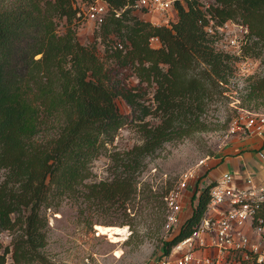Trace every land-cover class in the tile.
I'll list each match as a JSON object with an SVG mask.
<instances>
[{"label": "trees", "instance_id": "trees-1", "mask_svg": "<svg viewBox=\"0 0 264 264\" xmlns=\"http://www.w3.org/2000/svg\"><path fill=\"white\" fill-rule=\"evenodd\" d=\"M108 1L95 40L83 43L73 0H0V264H53L45 253V208L69 199L80 216L90 201L126 211L141 192L148 158L165 143L207 128L203 115L235 75L237 59L218 46V31L208 30L212 20L217 26L241 19L250 37L244 52L264 47V0H177L171 24L140 17L135 10L147 13L135 0ZM61 19L64 33L58 32ZM247 94L264 95V75L250 82ZM119 98L130 112L121 110ZM130 119L142 141L108 152L110 176L89 181L92 160ZM211 184L195 192L190 215L163 240L161 256L200 221ZM149 189L163 226L166 190Z\"/></svg>", "mask_w": 264, "mask_h": 264}, {"label": "rangeland", "instance_id": "rangeland-1", "mask_svg": "<svg viewBox=\"0 0 264 264\" xmlns=\"http://www.w3.org/2000/svg\"><path fill=\"white\" fill-rule=\"evenodd\" d=\"M203 1L209 4L213 0ZM135 12L142 18L151 19L150 15L139 10ZM234 21L242 23L241 19ZM99 27L100 24L87 19H80L75 24L77 36L83 43L94 41ZM65 31L66 20L61 19L58 32ZM216 31L221 39L223 37L221 29L216 28ZM225 31L227 36L229 33L237 34L241 41V49L236 44L227 46V43L220 40L217 43L219 47L228 49L237 56L236 71L230 83L225 86L224 92L211 97L203 115L207 128L165 143L148 158V164L139 176L138 189L141 192L126 211L124 208L111 205L110 202L98 204L90 201L85 215L80 216L77 204L69 199L64 200L58 208H45L44 214L48 218L45 253L53 264H154L161 258L163 240L170 238L172 232H168L164 225L162 226L164 213L160 211L158 213L160 217H157V213L153 211L151 202H148L147 189L166 190L165 194L171 190L181 191L183 195L181 224L192 211L195 192L199 187H205L225 170L240 172L247 162L249 164L257 162L256 158L251 157L257 151L253 145L256 141L231 130L230 124L242 110L264 111V95L251 98L247 94L250 82L255 77L264 75V47L257 48L259 53H245L243 46L250 40L248 35L244 37L246 30L242 31L232 24ZM99 41L100 39L99 51L103 55L104 47ZM150 43L157 45L158 40H152ZM129 80L137 82L135 75H131ZM152 88L149 87L151 94ZM118 103L121 110L130 112V106L123 99L119 98ZM141 141L140 131L130 119L118 130L114 138L107 142V152L92 160L93 176L89 181L110 176L108 168L111 160L108 152L128 149ZM190 171L195 175L190 184L182 188L181 181ZM143 189L145 191H142ZM98 225L121 227L126 230L123 234H116L119 236L116 240L109 233L100 232ZM1 240L5 245L9 244L10 231H3Z\"/></svg>", "mask_w": 264, "mask_h": 264}, {"label": "built area", "instance_id": "built-area-1", "mask_svg": "<svg viewBox=\"0 0 264 264\" xmlns=\"http://www.w3.org/2000/svg\"><path fill=\"white\" fill-rule=\"evenodd\" d=\"M176 1L135 0L133 5L150 15L153 23L171 24L177 18ZM73 2L80 19L94 20L98 24L103 22L109 6L108 0ZM116 14H120V10ZM212 23L209 24L210 32L221 29V41L227 46L236 44L241 49L237 34L227 36L225 30L236 25L246 30V38L248 27L234 20H227L216 28ZM155 39L158 37L152 36L150 40ZM230 126L231 130L256 141L253 159L257 162H247L240 172L225 170L210 181V200L200 221L173 245L169 254L161 256L154 264H264V111L242 110ZM194 175L190 171L181 181V187H187ZM182 196L180 190H171L164 196V228L168 232L174 233L182 224Z\"/></svg>", "mask_w": 264, "mask_h": 264}, {"label": "bare ground", "instance_id": "bare-ground-1", "mask_svg": "<svg viewBox=\"0 0 264 264\" xmlns=\"http://www.w3.org/2000/svg\"><path fill=\"white\" fill-rule=\"evenodd\" d=\"M98 228L100 229V232L109 233L110 236H112L113 239L116 240L119 238V236L116 234H123L126 230L125 228H121V227H110V226H101V225H98Z\"/></svg>", "mask_w": 264, "mask_h": 264}, {"label": "crops", "instance_id": "crops-1", "mask_svg": "<svg viewBox=\"0 0 264 264\" xmlns=\"http://www.w3.org/2000/svg\"><path fill=\"white\" fill-rule=\"evenodd\" d=\"M253 155H254V154H252V156H251V157H253Z\"/></svg>", "mask_w": 264, "mask_h": 264}]
</instances>
